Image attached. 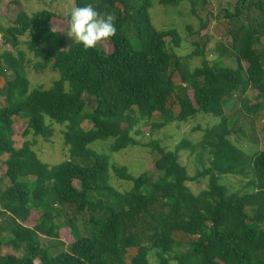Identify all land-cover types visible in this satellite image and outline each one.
<instances>
[{
    "label": "trees",
    "instance_id": "16d2710c",
    "mask_svg": "<svg viewBox=\"0 0 264 264\" xmlns=\"http://www.w3.org/2000/svg\"><path fill=\"white\" fill-rule=\"evenodd\" d=\"M184 1L195 7L193 0L158 4L175 8ZM86 4L113 17L116 35L86 50L79 43L64 48L56 34L55 51L48 46L51 24L63 18L47 10L28 15L21 0H0V18L11 24L0 37V49L7 48L0 55V165L9 182L0 190V232L9 234L0 242V264H264V151L248 157L230 140L234 134L246 138L238 121L264 132V0H237L233 11L224 10L236 70L210 63L204 48L187 57L176 54L182 39L175 29L152 24L151 0H75L74 6ZM26 36L32 69L59 76L49 89L30 88L26 71L32 61L19 50ZM195 57L201 62L192 69ZM87 100L92 109L84 113ZM233 100L243 109L228 116L225 108ZM200 114L220 122L198 144L183 139L168 151L158 139L146 145L136 139ZM18 118L25 120L20 134L13 129ZM52 124L63 127L67 160L49 166L33 142L16 147L17 137L48 141ZM96 141H111L109 154L150 149L160 177L133 176L129 167L91 149ZM181 152L196 154L193 177L180 163ZM227 176L243 179L242 190L252 192L229 191L220 183ZM113 178L130 188L119 192ZM202 179L206 189L194 194L187 184ZM63 228L73 242L52 252L50 240ZM5 249L8 254L1 253Z\"/></svg>",
    "mask_w": 264,
    "mask_h": 264
},
{
    "label": "rangeland",
    "instance_id": "374dc122",
    "mask_svg": "<svg viewBox=\"0 0 264 264\" xmlns=\"http://www.w3.org/2000/svg\"><path fill=\"white\" fill-rule=\"evenodd\" d=\"M196 4L195 7L190 3V1H184L175 8L162 7L158 4L159 0H151V8L149 10V15L151 17L152 24L158 30H169L175 29L182 39V43L178 49H174V52L182 57H187L196 49L204 48L206 59L210 63H222L224 67L231 68L233 70L237 69V64L234 58L230 54V37L227 34L226 27H231L228 21L224 20V10L233 11L237 0H205L207 5L202 6L203 0H193ZM75 0H21L22 7L26 10L28 15L40 12L42 10H47L54 12L63 18L62 22L53 21L51 24V30L53 32L52 37L48 42V46L53 50H59V45L57 43V35L61 36L64 40V48H68L75 44L66 35V30L68 23L65 19L69 15L72 8H74ZM193 10V12H192ZM213 16L214 20L210 23L209 28H204L201 30V26L211 21ZM254 12H247L242 16L240 23H246L248 18L253 16ZM10 21L0 18V37H2V31L10 27ZM239 26V24H237ZM190 28V30L188 29ZM201 30V31H200ZM200 31V32H199ZM199 32V34H197ZM21 45L19 50L24 52L25 55L32 63L27 68V77L30 81V88H42L49 89L54 81H56L59 76L57 73L46 70L45 72L39 74L32 69V65L35 62L33 56L27 51V47L24 44L29 41V37L26 36L21 38ZM101 44V42L99 43ZM63 48V47H62ZM61 48V49H62ZM225 48L229 52L221 54L220 49ZM7 49V48H5ZM5 49H0V55ZM264 49V40H263ZM201 60L199 58H193L189 60L190 67L193 69L200 65ZM6 78H11L9 71L5 72ZM5 83L0 80V92L3 93L5 89ZM254 94L249 93L248 99L252 101ZM2 95L0 94V102ZM87 99V97H85ZM91 103L87 100V106L85 107L84 113L91 112ZM243 107L241 103L237 100L229 102L225 108V114L228 116H233L237 110H242ZM244 113V112H243ZM153 122L160 121L159 119H153ZM220 120L218 118L212 117L210 115H198L195 119L190 120L186 124L172 123L171 125L165 127L164 129L155 132L152 135L148 134V131L144 132L141 136L136 138L141 144H148L151 139H158L160 141L161 147L168 151H173L175 146L183 139L190 141L192 144H198L202 140V135L206 129L212 128L218 125ZM46 125H50L49 120H45ZM24 119H16L14 121V132L20 134L25 127ZM84 129L90 128V124L87 122L82 126ZM236 127H241L246 135V138H242L238 135H232L230 140L242 150L248 157H253L255 154L264 151V132L259 129L253 131L250 125L244 124L243 122H236ZM53 136L45 141L41 137L33 138L31 136L26 139L17 137L16 147H21L23 142L30 141L33 142V150L37 154L40 161L49 166L60 164L61 162L67 160L66 148L63 146L62 138V126L52 124ZM111 141L100 142L96 141L90 145L98 154L106 153L110 155V162L116 165H122L129 167L130 174L133 176H138L142 173H147L151 176L152 180H157L160 177V173L154 169V161L156 159V153L150 151V149L145 147H132L121 151L116 154H109L107 151ZM180 163L184 166L190 176H194L196 167V154L190 155L188 152L180 153ZM0 165V190H5L9 186V182L4 176V170ZM221 184L226 185L231 192H242V194L251 193L252 190H242L245 181L239 177L227 176L222 177ZM112 186L119 192L124 189L130 188V184L123 181H116L114 178L111 180ZM194 194H198L200 191L206 189L207 179H202L196 183L187 184ZM65 218L61 217L60 220L63 221ZM78 228L83 236H86L85 229L82 227V221L79 220ZM9 239L8 233L0 232V242H4ZM73 242L69 230L61 229L58 232L57 240H50V245H53L52 252H60L61 250H66L67 247ZM183 250V248H181ZM10 250H2V254H8ZM176 264V263H171Z\"/></svg>",
    "mask_w": 264,
    "mask_h": 264
},
{
    "label": "clouds",
    "instance_id": "9594fccd",
    "mask_svg": "<svg viewBox=\"0 0 264 264\" xmlns=\"http://www.w3.org/2000/svg\"><path fill=\"white\" fill-rule=\"evenodd\" d=\"M113 17L101 15L91 4L72 8L68 16L66 35L84 49L96 46L116 35Z\"/></svg>",
    "mask_w": 264,
    "mask_h": 264
}]
</instances>
